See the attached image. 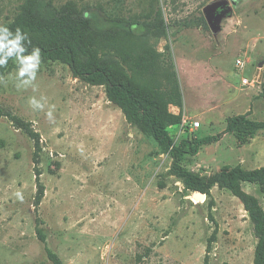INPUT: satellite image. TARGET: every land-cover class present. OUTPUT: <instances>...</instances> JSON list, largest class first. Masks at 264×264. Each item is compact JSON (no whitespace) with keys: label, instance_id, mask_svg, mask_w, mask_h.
Returning a JSON list of instances; mask_svg holds the SVG:
<instances>
[{"label":"rangeland","instance_id":"1","mask_svg":"<svg viewBox=\"0 0 264 264\" xmlns=\"http://www.w3.org/2000/svg\"><path fill=\"white\" fill-rule=\"evenodd\" d=\"M220 1L230 13L214 33L202 10ZM84 9L153 23L159 13L149 35L122 40L150 52L154 69L137 78L107 40L52 15ZM0 23L27 32L25 55L72 48L80 62L40 54L36 79L22 87L14 57L0 67V264H52L46 248L62 264H254L258 238L240 196L264 214V183L228 173L264 168V130L238 136L226 125L264 122V0H0ZM172 76L181 106L167 111L181 125L166 129L163 151L142 106L112 101L106 79L165 94ZM30 97H43L44 110ZM212 136L195 155L172 154Z\"/></svg>","mask_w":264,"mask_h":264},{"label":"trees","instance_id":"2","mask_svg":"<svg viewBox=\"0 0 264 264\" xmlns=\"http://www.w3.org/2000/svg\"><path fill=\"white\" fill-rule=\"evenodd\" d=\"M53 18L82 27L94 35L107 40L109 46L116 52V58L120 63L125 64L133 75L144 76L150 69H154V60L150 52L138 54L134 49L122 46L123 39L142 38L151 33L161 23L160 14L156 16L155 22L126 20L107 18L100 12L84 9L81 11H54ZM73 35V33H72ZM40 54L51 60L64 59L70 67L75 69L79 66L76 52L72 48H39ZM100 77L104 75L100 73ZM173 77V87L170 92L163 94L157 89H150L143 92L144 89L133 85L131 80H125L123 77L106 79L109 91V97L112 101L118 102L124 109H134L138 105L142 106L144 120L149 126L152 136L159 142L163 151H168L171 147V140L166 129L170 126L181 125L180 116H175L167 111V105L173 104L181 106V96ZM264 130V122L258 123L246 120L245 117H231L227 120L226 131L232 132L238 136L251 135L256 130ZM217 140V137H207L196 140L194 143L183 142L178 148L172 149L174 157H180L184 149L189 151L190 155H195L201 147ZM183 177L190 174L181 172ZM231 180L244 181L248 183H264V168L246 173L240 169H232L228 173ZM246 209L249 211L254 224L255 234L258 238V244L255 250L254 264H264V214L258 207L256 201L245 194L240 196ZM44 242V238L41 237ZM47 258L52 264H62L61 261L49 250L45 249Z\"/></svg>","mask_w":264,"mask_h":264},{"label":"clouds","instance_id":"3","mask_svg":"<svg viewBox=\"0 0 264 264\" xmlns=\"http://www.w3.org/2000/svg\"><path fill=\"white\" fill-rule=\"evenodd\" d=\"M30 43L27 32L22 31L20 27H17L13 32L7 24L0 23V67L6 66L10 59L15 58L18 65L17 79L19 83L17 87L32 85L41 64L40 49L38 47H33L32 51L25 55L27 52L26 44ZM41 100H43V97ZM41 100L30 97L29 104L35 110H44L45 103H42ZM45 115L49 121L54 120L51 108ZM16 196L21 200L23 199L20 192H17Z\"/></svg>","mask_w":264,"mask_h":264},{"label":"water","instance_id":"4","mask_svg":"<svg viewBox=\"0 0 264 264\" xmlns=\"http://www.w3.org/2000/svg\"><path fill=\"white\" fill-rule=\"evenodd\" d=\"M218 9H221V12L216 14ZM202 12L210 30L214 33H217L220 30L219 23L222 19L228 16L230 13V7L228 6L227 1H220L206 6ZM196 198L201 199L199 195L196 196Z\"/></svg>","mask_w":264,"mask_h":264},{"label":"built area","instance_id":"5","mask_svg":"<svg viewBox=\"0 0 264 264\" xmlns=\"http://www.w3.org/2000/svg\"><path fill=\"white\" fill-rule=\"evenodd\" d=\"M236 66H238V67H242L243 65H242V63H241L240 61H237V62H236ZM242 84H243V85H249V82H248L247 80L243 79V80H242ZM182 125H183V126L186 125V121H185V120L182 121ZM192 126H194V128H197V127H199V123H198V122H195L193 125H191V127H192Z\"/></svg>","mask_w":264,"mask_h":264},{"label":"flooded vegetation","instance_id":"6","mask_svg":"<svg viewBox=\"0 0 264 264\" xmlns=\"http://www.w3.org/2000/svg\"><path fill=\"white\" fill-rule=\"evenodd\" d=\"M221 12V9H218L217 11H216V14H218V13H220Z\"/></svg>","mask_w":264,"mask_h":264}]
</instances>
